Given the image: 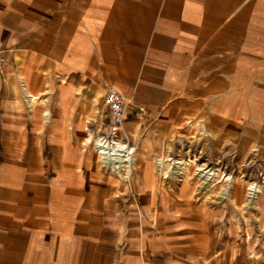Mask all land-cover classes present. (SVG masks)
<instances>
[{
  "label": "crops",
  "instance_id": "0c3cea01",
  "mask_svg": "<svg viewBox=\"0 0 264 264\" xmlns=\"http://www.w3.org/2000/svg\"><path fill=\"white\" fill-rule=\"evenodd\" d=\"M0 44V264L109 260L108 227L89 208L105 195L90 194L78 142L90 91L103 98L110 86L129 99L124 137L127 120L139 125L165 108L203 105L216 127L264 147V0H0ZM25 89L40 108L27 104ZM138 150L133 203L138 186L158 180L151 148ZM124 212L115 221L116 264L222 261L221 253L209 258L193 209L166 212L174 219L145 232L143 262L137 228H121L138 219Z\"/></svg>",
  "mask_w": 264,
  "mask_h": 264
},
{
  "label": "rangeland",
  "instance_id": "374dc122",
  "mask_svg": "<svg viewBox=\"0 0 264 264\" xmlns=\"http://www.w3.org/2000/svg\"><path fill=\"white\" fill-rule=\"evenodd\" d=\"M98 93L102 95L100 89ZM38 103L40 105H37ZM42 103L43 101L34 102L35 110L40 108ZM87 106V123L83 124V135L78 142L87 150L85 157L88 161L94 152V138L105 132L109 114L107 110V117L104 120L103 107H96L91 91ZM127 121L123 125L127 136L119 134V138L130 144L134 143L135 146V169L130 175H126L129 177L117 176L103 167L98 160L83 167L88 178L90 194L96 195L102 190L105 195L104 203H89L94 219L98 224L104 222L108 227L106 231L109 236L106 244L112 251H106L109 260L105 264H116L115 249L121 244L113 237L119 230L115 221L119 216H124L126 206L129 214L135 215L138 221L130 224L127 222L121 228L126 230L137 228L134 237L137 245L140 242L141 230L145 241V232L151 234L160 232L167 221L174 219L172 216L165 219L164 213L172 211L176 215L183 211L186 216H191L194 209L196 212L199 211L202 219L204 241L209 243L210 248L209 258L215 253H221L219 258L222 261L218 264H264V147H258L255 140L240 141V134L235 128L216 127L209 118L207 107L203 105L165 108L158 117L139 125L132 124L131 120ZM89 132L92 135L91 140L83 145L82 142ZM31 142L33 137L29 132L25 136V144L31 145ZM166 142L168 145L164 152L167 156L186 158L190 154H196L203 163L219 169L218 176L211 181L214 183L213 188L205 191L198 187L202 177L200 178L199 171L194 165L189 166L190 174L188 173L186 180L180 184L170 179L161 180L156 168L158 180L146 183L145 187L148 190H142L139 186L136 188L145 198L140 206L142 215H139L137 207L133 202H129L128 198L135 194L132 182L138 179L141 173L140 160L143 151L138 148L141 143L151 148V158L157 167V158L164 153L163 146ZM40 145H43L42 142ZM221 171L228 173L231 180H222ZM251 183L257 184L260 188L256 197V208L251 207L253 204L250 202ZM157 188L158 201L154 202L153 196ZM224 188H229L226 198H223L221 193ZM182 192L188 194L190 198L182 197ZM139 225H142L141 230ZM145 245L149 250V242ZM154 248L158 247L154 246L153 250ZM143 251L144 254V243ZM228 252L231 254L230 257Z\"/></svg>",
  "mask_w": 264,
  "mask_h": 264
},
{
  "label": "bare ground",
  "instance_id": "6f19581e",
  "mask_svg": "<svg viewBox=\"0 0 264 264\" xmlns=\"http://www.w3.org/2000/svg\"><path fill=\"white\" fill-rule=\"evenodd\" d=\"M24 92H25V97L27 98V104L30 107H32L33 103L37 101L36 96L33 93H31L28 89H25ZM91 93L95 98L96 107L97 108L103 107V119L106 120V117H107V109L106 108L107 107H106L105 103L103 102L102 95L100 93H98V90H96V89L93 90ZM104 114H106V115L104 116ZM104 120H103V123H104ZM123 120H124V118H123ZM122 124H123V122H122ZM122 124L117 127L118 132L120 131ZM91 136H92L91 132H89V135L85 138V140L82 142V144L83 145L87 144L91 140ZM114 141L117 145V149L119 152L118 159L120 162V164L118 165L119 169L114 170L115 171L114 173L117 176H126L128 173L129 167L131 166L132 160L136 159V157L134 155L135 154L134 143L130 144L129 142H126L125 139L119 138V136ZM102 142H103V138H102L101 134L97 135L94 138V141H93V151L94 152L90 155V158L88 160L89 164L94 163L97 160L101 161V163H105V161H104L105 157H103L102 151H101L102 150L101 149ZM167 145H168L167 142L164 143L163 152L166 150ZM168 150L169 149H167V152H168ZM190 165H194L196 170L199 171L200 178L202 177V179H200L201 183L198 185V187L205 189V191L209 190L210 188H213L212 186L214 185V183L211 181H212V179H215L218 176L219 169L203 163L202 161H200L197 158L196 154H190L186 158H175L172 156H167V154H165V152H164V153H162V155L159 158H157V167L156 168H157V171H158V174H159V177L161 180L170 179L171 181L179 182V184H180V182H184L186 180V177L188 176V173L190 171L189 170ZM221 172L223 173L221 175L222 180H225V181L231 180L230 179L231 177L228 173L223 172V171H221ZM126 177H129V176H126ZM190 178L191 177H189V179ZM179 184H176V186ZM249 190H250L251 197H252L250 202L253 203L251 207L256 208L257 207L256 197H257V193L260 192V188L257 184L251 183L249 186ZM228 192H229V188L222 189V191H221L222 197L226 198ZM144 199L145 198H144L143 193H141L139 197L134 199V203H135V206L137 207V212L139 215L141 214L140 205L143 203ZM138 227H139V230H141L142 225L141 226L139 225ZM140 234H141V237H140L139 248L141 249V257H142V261L144 262L145 255L143 254V230H141Z\"/></svg>",
  "mask_w": 264,
  "mask_h": 264
},
{
  "label": "built area",
  "instance_id": "2783aa9c",
  "mask_svg": "<svg viewBox=\"0 0 264 264\" xmlns=\"http://www.w3.org/2000/svg\"><path fill=\"white\" fill-rule=\"evenodd\" d=\"M5 65L4 48L0 44V71L3 70ZM103 102L105 103L108 110V122L105 132L101 133L103 138L101 151L105 163H102L103 167L109 169L112 172L119 169V152L115 139L118 138L119 132L117 127L123 122V118L127 113V107L129 105V99L124 96L119 90H116L110 86L105 88L103 94ZM135 159L132 160L131 166L129 167L127 175L135 169Z\"/></svg>",
  "mask_w": 264,
  "mask_h": 264
}]
</instances>
